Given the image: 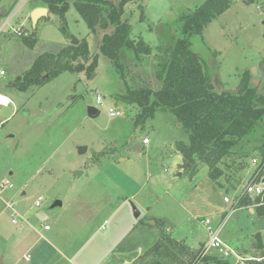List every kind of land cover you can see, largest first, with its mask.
Masks as SVG:
<instances>
[{
    "label": "rangeland",
    "instance_id": "rangeland-1",
    "mask_svg": "<svg viewBox=\"0 0 264 264\" xmlns=\"http://www.w3.org/2000/svg\"><path fill=\"white\" fill-rule=\"evenodd\" d=\"M109 1L121 9L122 21L132 26V37L144 40L152 50L137 57L133 50L123 49L121 69L101 50L103 37L114 32L113 25H100L91 32L75 0H68L65 20L42 0H0V68L7 73L0 79V94L11 100L6 109L0 104V181L15 185L0 195V264H45L41 249L53 255L70 242L76 247L92 226L97 229L102 224L105 228L78 262L103 264L105 259L104 264H131L139 256L137 264H151L146 255L163 230L199 251L208 239L202 224L207 218L214 228L220 227V238L232 249L254 256L257 235L264 238V217L232 204L255 169L253 159H260L264 151V122L225 159L218 184L204 164L194 176L178 166L182 157L176 144L189 143L190 136L170 111L160 110L154 119L138 126L140 109L121 99L129 89L163 88L160 66L184 36L185 17L205 0ZM258 6L256 0H234L202 35L190 37L191 50L218 93L238 90L246 74L249 85L264 94V9ZM37 7L49 13L34 26L31 14ZM64 26L79 40L86 39L90 54L97 57L93 77L66 72L26 92L8 88L39 56L69 43L61 32ZM18 31L23 35L18 36ZM30 38L36 40L33 47L25 40ZM98 92L102 105L97 103ZM89 107L96 108L98 115H89ZM111 108L123 116L110 117ZM36 118H40L38 125L31 120ZM144 138L149 140L146 145ZM137 144L142 146L140 152ZM80 147L87 152L80 154ZM40 197L44 200L38 209L35 203ZM224 197L231 203L225 204ZM56 201L64 206L51 209ZM10 203L28 220L19 218V224H13ZM133 206L140 213L138 218ZM159 222L161 226L165 222L164 229ZM46 225L49 231L44 230ZM102 240L106 241L99 245ZM27 250L31 263L22 259ZM209 253L218 255L214 250Z\"/></svg>",
    "mask_w": 264,
    "mask_h": 264
},
{
    "label": "trees",
    "instance_id": "trees-1",
    "mask_svg": "<svg viewBox=\"0 0 264 264\" xmlns=\"http://www.w3.org/2000/svg\"><path fill=\"white\" fill-rule=\"evenodd\" d=\"M127 0H123L122 4ZM234 0H205L192 14L184 19L183 33L175 47L170 48V58L160 66V76L163 77V88L154 91L148 87L129 89L122 96L123 102L136 105L140 112L136 120L138 126H144L154 119L158 111H170L187 130L189 143L183 141L176 144V150L181 154V168L187 174L194 176L199 172V165L209 168L210 178L219 184L223 176L225 159L247 134L264 122V94L249 85L245 74L239 86V93L216 92L214 84L206 76L199 57L191 50L190 37L202 35L205 27L218 16L226 12ZM45 6L54 13L60 14L65 20L69 9L68 0H42ZM61 5V7H59ZM75 7L87 22L91 32L100 26L105 28L112 24L114 32L102 39L101 50L117 68H123L120 63V52L131 49L135 55H150L151 47L140 39L132 37V26L122 21L121 9L109 0H75ZM143 15V14H142ZM143 18V17H142ZM143 20V19H142ZM68 44H59L54 52H46L39 56L32 67L7 87L16 91L26 92L32 87L40 88L63 73H86L93 77L97 65V57L92 56L86 39L79 40L64 27H61ZM33 47L35 39H25ZM47 77V78H45ZM17 84V87L14 86ZM264 162V151L261 154ZM259 171V168L255 169ZM264 178V167L259 178ZM252 201L245 196L239 199L234 208L251 205ZM256 214L264 217V197H256ZM164 225V224H163ZM160 227L163 229L164 226ZM258 249H262L260 235ZM201 249L192 252L184 241H176L164 230L159 241L150 253L151 264H232L229 260L217 256H201ZM250 264H264V259Z\"/></svg>",
    "mask_w": 264,
    "mask_h": 264
},
{
    "label": "built area",
    "instance_id": "built-area-1",
    "mask_svg": "<svg viewBox=\"0 0 264 264\" xmlns=\"http://www.w3.org/2000/svg\"><path fill=\"white\" fill-rule=\"evenodd\" d=\"M257 3H259L258 8L259 9H264V0H256ZM11 21V18L5 23V26L9 25ZM18 36H22L23 32L18 31L16 32ZM7 75L5 70L0 69V79H3ZM97 103L102 105V96L99 94L97 95ZM109 116L110 117H121L123 116L122 111L116 110V109H109ZM149 143V140L147 138L143 139V144L146 145ZM253 164L255 165V169L259 168V171L253 172V174L250 176L249 181L247 182L243 194L240 195V197L237 198L233 202L232 205L237 204L239 199L242 198V196H251V197H264V178H259L260 172L262 168L264 167V162L262 158L258 159V157H255L253 159ZM15 188V185L13 182L9 180L5 181H0V195L7 191H12ZM43 198L40 197L36 203L35 206L36 208H40L43 202ZM225 203H231V200L228 197L224 198ZM7 208L10 211V217L12 218V223L15 225L19 224V218L20 220L27 221V218L24 219L25 217L19 213L17 208H15V205L13 203L7 204ZM202 224L206 227L207 234H208V239L205 242V244L201 248V256H209L208 254L211 250H214L218 253L217 257L223 258L225 260H229L232 264H250L254 260H258L257 258H246L242 256L240 253H238L236 250L232 249L229 244L224 242L220 238V227L214 228L212 226V222L210 219H204L202 221ZM104 228V227H103ZM44 229L47 231L50 229L49 226H45ZM211 256V255H210ZM24 259L26 261L31 260V256H25ZM192 264H199L198 261L193 262Z\"/></svg>",
    "mask_w": 264,
    "mask_h": 264
},
{
    "label": "crops",
    "instance_id": "crops-1",
    "mask_svg": "<svg viewBox=\"0 0 264 264\" xmlns=\"http://www.w3.org/2000/svg\"><path fill=\"white\" fill-rule=\"evenodd\" d=\"M37 8H40V7H37ZM37 8H34L33 9V11L34 10H36ZM32 11V12H33ZM68 44V43H67ZM0 69H2V68H0ZM2 70H4V69H2ZM3 99H5L7 102H3L2 100ZM0 104H2V108H8L9 107V104H11V100L9 99V98H7L6 96H3V95H1L0 94ZM13 104V103H12ZM23 109V108H22ZM15 113V111L13 112V114ZM17 113H19V111L17 112ZM12 114V115H13ZM11 115V116H12ZM14 115H16V114H14ZM11 116H9L7 119H5L1 124H4V123H6V122H8V119L11 117ZM40 119V118H39ZM39 119H35V120H33V119H31L32 121H34V123H36L37 125H38V122L37 121H39ZM32 121H30L29 119H28V121H27V123L28 124H31L32 123ZM181 125V124H180ZM1 127V126H0ZM36 137H37V135H35V134H33V136H32V140H35L36 139ZM54 144V143H53ZM141 149H142V146H141V148H140V151H141ZM182 157V156H181ZM182 163H183V158H182V162L181 163H179L178 164V166L179 165H182ZM77 171V170H76ZM255 171V169L252 171V173H251V175L253 174V172ZM72 173H74L75 171H71ZM250 175V176H251ZM199 199H201V200H203L201 197H198ZM225 198V197H224ZM224 198H223V202H224ZM253 198V199H252ZM251 200L252 201V204L251 205H246V206H244V207H246L249 211H250V213L251 214H255L256 215V205L255 204H253V201H254V197H249L248 199H246V200ZM61 202V201H60ZM62 203V202H61ZM225 203V202H224ZM202 204V202L200 203V205ZM225 204H230V203H225ZM198 205V204H197ZM199 205V206H200ZM64 206V203H62V206H60V207H63ZM216 206V205H215ZM215 206L214 205H208L207 207H208V209H211V210H213V209H216L215 208ZM57 208V207H56ZM225 208H227V207H225ZM242 208V207H241ZM28 220V219H27ZM105 221H107V220H105ZM29 222V221H28ZM157 223V222H156ZM162 223H164V225L163 226H165V222H162ZM158 224V223H157ZM161 224V222H159V225ZM104 225L105 224H102L101 226H99L97 229L94 227V226H92V228L93 229H91V230H88V232H90V234H87L88 235V237L87 238H85V240H84V242H80L79 243V245L78 246H76L75 247V244H74V242H70V244L68 245V246H66V248L64 249V250H58L57 248H56V253H54L53 255L51 254V252L50 251H47L45 248H43V249H41L40 251H39V255L40 256H43L44 258H45V264H81L80 262H78V259H79V257H81L82 256V254H84V249H86L89 245H90V243L91 242H94V241H96V237L98 236V234H99V230L100 229H102L103 227H104ZM107 225V224H106ZM47 226V225H46ZM45 227V226H44ZM90 227H91V224H90ZM105 228V227H104ZM163 229H164V227H163ZM45 230V229H44ZM167 230H168V228H167ZM47 231H49V230H47ZM39 234V233H38ZM167 234V233H166ZM41 237H44L42 234L40 235ZM160 236V235H159ZM79 237V236H78ZM104 237V236H103ZM260 238H261V243H262V249H258V246H259V241H258V239H257V242L255 243V244H253V250H252V255H254V256H256V257H259V258H261V255H260V252L262 251V250H264V238H262L261 236H260ZM106 239V238H105ZM158 239H159V237H158ZM158 239L155 241V243H157V241H158ZM107 240V239H106ZM105 240V241H106ZM174 240H176V239H174ZM105 241L104 240H102V241H98V243H99V245H103L104 243H105ZM176 241H184V240H176ZM185 242V241H184ZM186 243V242H185ZM227 244H228V242H227ZM187 245V244H186ZM188 246V245H187ZM33 247V246H32ZM31 247V248H32ZM189 247V246H188ZM189 249L192 251V252H197V251H195V250H193L191 247H189ZM242 250H240V251H238L237 250V252L238 253H240L242 256H244V257H246V258H249V257H254V256H251V255H248L247 254V250H243L244 252H241ZM28 252H29V250H27V252H25V253H23V255H22V259L23 260H25L24 259V257L25 256H28L29 254H28ZM141 256V255H140ZM139 257V256H138ZM138 257L136 256L135 258H133V259H131L130 260V262H131V264H137V259H138ZM214 257V256H213ZM32 259V258H31ZM128 259V258H127ZM118 261H120V258H118L117 259ZM25 262H28V263H31L32 262V260H30V261H26L25 260ZM103 264L104 263H106V261H105V259L103 260V262H102ZM15 264V263H14ZM84 264V263H83ZM119 264V263H118Z\"/></svg>",
    "mask_w": 264,
    "mask_h": 264
},
{
    "label": "water",
    "instance_id": "water-1",
    "mask_svg": "<svg viewBox=\"0 0 264 264\" xmlns=\"http://www.w3.org/2000/svg\"><path fill=\"white\" fill-rule=\"evenodd\" d=\"M48 13H49V10L46 9V8H37L36 10H34V11L32 12V14H31V21H32V24H33L34 26H36V24L38 23V21H39L41 18H45V17H47ZM45 78H47V77H45ZM230 93H232V94H237V93H239V89L236 90V91H230ZM88 112H89V115H91L92 117H95V116L98 115V113H99V111H98L96 108H94V107H89ZM140 148H141V145H140V144H137L136 147H135L136 151H138V152H140ZM86 152H87V148H86V147H80V148H79V153H80V154H84V153H86ZM60 206H62V203H61L60 201H56V202L54 203V205L51 207V209H54V208H56V207H60ZM133 209H134V211H135V217L138 218L139 215H140L139 211L136 209L135 206H133ZM260 255H261V257L264 259V250H262V251L260 252Z\"/></svg>",
    "mask_w": 264,
    "mask_h": 264
},
{
    "label": "bare ground",
    "instance_id": "bare-ground-1",
    "mask_svg": "<svg viewBox=\"0 0 264 264\" xmlns=\"http://www.w3.org/2000/svg\"><path fill=\"white\" fill-rule=\"evenodd\" d=\"M4 103L7 102L5 99L2 100Z\"/></svg>",
    "mask_w": 264,
    "mask_h": 264
}]
</instances>
